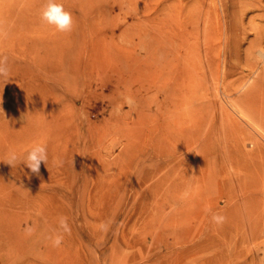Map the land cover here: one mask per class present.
<instances>
[{
	"label": "rangeland",
	"instance_id": "obj_1",
	"mask_svg": "<svg viewBox=\"0 0 264 264\" xmlns=\"http://www.w3.org/2000/svg\"><path fill=\"white\" fill-rule=\"evenodd\" d=\"M1 1L0 161L37 145L48 159L39 175L0 162V264H264V224L253 228L238 203L243 185L264 184V169L252 167L264 157L252 136L258 128L232 101L258 81L264 59L255 54L256 68L245 70L227 56L219 4L231 0H56L72 15L70 32L41 19L47 0ZM188 5L213 15L219 39L206 50L200 38L188 53L192 34L177 36V11L185 18ZM248 9L245 26L260 14ZM225 79L239 81L235 95ZM201 89L212 100L207 121L191 119L184 103ZM223 110L249 132L227 134ZM234 203L244 216L241 246L227 218Z\"/></svg>",
	"mask_w": 264,
	"mask_h": 264
},
{
	"label": "bare ground",
	"instance_id": "obj_2",
	"mask_svg": "<svg viewBox=\"0 0 264 264\" xmlns=\"http://www.w3.org/2000/svg\"><path fill=\"white\" fill-rule=\"evenodd\" d=\"M69 1V0H68ZM219 1H222V0H219ZM240 1H241V3H240ZM46 2V1H45ZM80 4H78V5H74V7H83V5H85V3H84V1L83 0H80ZM88 2L90 3L91 2V0H88ZM195 2L196 3H201L202 2V0H195ZM194 2V3H195ZM216 2V1H215ZM218 2V1H217ZM223 2V1H222ZM227 2H229V1H227ZM47 3V2H46ZM66 3V2H65ZM188 3V2H187ZM3 3H2V1L0 2V15L2 16L3 14H2V10L4 9L3 8V5H2ZM74 4V3H73ZM87 4V3H86ZM226 4V3H225ZM224 3H221V4H219V7H220V5H221V11H222V13H223V15H221V16H223V20H224V23H225V31H226V38L232 43L231 45H232V47H231V49H230V52H228V54H227V56L229 55V59L231 60L232 58H235L236 60H237V62H238V65L240 66V64H241V66H242V64L244 65V68H241V66H240V69H245V70H252L253 68H256L255 67V62H254V55L255 54H258V55H260L261 56V54L262 53H264V0H231V7L230 8H227V7H229L228 5H227V7H226V5H225ZM46 5V4H45ZM66 5V4H65ZM90 5V4H89ZM229 5H230V2H229ZM182 6V5H181ZM180 6V7H181ZM191 6V5H190ZM193 6V5H192ZM134 7V6H133ZM161 7V6H160ZM178 7V6H177ZM188 7H189V5H188ZM187 7V8H188ZM199 7H201L200 5H199ZM28 8V7H27ZM169 8V7H168ZM249 8V9H248ZM11 8H9V9H5V12H4V15L6 14V13H8L9 12V10H10ZM201 9V8H200ZM217 8L215 7V10H216ZM246 9H248L249 11L250 10H252V13H253V9H255V10H259L260 11V14H255V15H253V16H251V17H249L250 16V14H249V19H247L248 21L246 22V26L243 24V21H244V17L246 16V13H247V11H246ZM32 10V9H31ZM68 10V9H67ZM70 10V9H69ZM162 10H164V9H162ZM196 10V9H195ZM11 11H13V10H11ZM169 11H171V10H169ZM168 11V12H169ZM183 11V8L182 9H180L179 11H177V13H178V19H177V23H178V25H179V29H178V32H177V36H178V38L181 40V39H185L186 37H187V35L189 34V35H191L192 37L191 38H194V42H192V43H186L185 45H186V49H187V51H188V53H194V52H198V44L200 45L201 43H197V42H199V40H200V38H201V40H204L205 41V43L206 44H204V45H207V46H204V49L206 50V48L208 49V47H209V45L212 43V41H214L213 43H214V45H215V40H218L219 38L217 37V33L219 32H217L216 34H215V32L217 31H215L214 32V30H212L214 27H211V22L212 21H209V20H212V19H210V17L212 18V13L210 14V11H208V10H206V9H204L202 12H200L199 10V12H200V14H201V18H200V14H198V13H195V11H194V7H189L188 9H187V11H186V17L185 18H181V16H182V12ZM214 11V10H213ZM228 11H230V12H228ZM259 11H258V13H259ZM16 12V11H15ZM20 12V11H19ZM197 12V11H196ZM212 12V11H211ZM256 12V11H255ZM254 12V13H255ZM28 13V12H27ZM33 13V12H32ZM215 13H217V12H215ZM250 13V12H249ZM251 13V14H252ZM12 14H13V12H12ZM23 15V14H22ZM212 15V16H211ZM25 16V15H24ZM214 16H215V14H214ZM215 17H217V16H215ZM1 18V17H0ZM33 18V17H32ZM14 19H15V17H14ZM18 19V18H17ZM36 19V18H35ZM176 19V18H175ZM199 19L201 20V24L202 25H205L204 27L202 26V28H200V23H199ZM221 19V18H220ZM16 20V19H15ZM26 20V19H25ZM24 20V21H25ZM27 20H29V19H27ZM26 20V21H27ZM166 20H167V17H166ZM255 20H257L258 21V23L259 22H261L260 24H258ZM23 21V22H24ZM30 21V20H29ZM185 21H187V22H189V24H191L192 25V28H193V30L194 31H192L191 32V29H187V28H185V26H184V23L183 22H185ZM214 21V20H213ZM22 22V23H23ZM28 22V21H27ZM34 22V21H33ZM32 22V23H33ZM163 22V21H162ZM175 23V22H174ZM25 24H26V22H25ZM182 27H183V29H182ZM218 27V26H217ZM21 28V27H20ZM47 28V27H46ZM224 28V27H223ZM223 28H222V30H223ZM217 29V28H216ZM219 30V29H218ZM173 34V33H172ZM222 34H223V32H222ZM224 35V34H223ZM223 38V37H222ZM189 39H190V37H189ZM225 40V39H224ZM224 40L222 41V42H224ZM228 40H226V41H228ZM177 41V40H176ZM220 41V40H219ZM191 42V41H190ZM204 43V42H203ZM225 44H228V43H225ZM230 44V43H229ZM203 45V44H202ZM212 45V44H211ZM245 45V46H244ZM143 46V45H142ZM223 46V45H222ZM229 46V45H228ZM184 47V46H183ZM206 47V48H205ZM211 47V46H210ZM226 47H227V45H226ZM199 48H201L200 46H199ZM229 48V47H228ZM228 48H227V51H228ZM153 49V48H152ZM210 49H213V47H211ZM200 50V49H199ZM202 50V49H201ZM214 51H215V49H213ZM212 50V51H213ZM148 51V50H147ZM183 51V50H182ZM177 52V51H176ZM216 53V52H215ZM227 53V52H226ZM225 53V54H226ZM196 54H199V53H196ZM179 55V54H178ZM195 55V54H194ZM242 55L244 56V63L240 60L241 59V57H242ZM185 56V55H184ZM198 56V55H197ZM223 56V55H222ZM227 56H225V57H227ZM187 57V56H186ZM185 57V58H186ZM195 57V56H194ZM177 58V57H176ZM184 58V59H185ZM199 58V57H198ZM197 58V59H198ZM191 59V58H190ZM210 59V58H209ZM214 59H216L215 57H214ZM225 59V58H224ZM242 59H243V57H242ZM158 60V59H157ZM226 60H228V59H226ZM225 60V61H226ZM233 60V59H232ZM168 61V60H167ZM217 61V60H216ZM234 61V60H233ZM189 62V61H188ZM207 62V61H206ZM186 63V62H185ZM196 63H198V62H196ZM207 63H209V65H210V62H207ZM206 63V64H207ZM212 63V62H211ZM231 63H232V61H231ZM190 64V63H189ZM201 64H205V63H200V66H202ZM214 64V63H213ZM228 64H229V62H228ZM189 66V65H188ZM196 66V65H195ZM194 66V67H195ZM206 66H208V65H206ZM211 66V65H210ZM238 66V67H239ZM134 67V66H133ZM191 67V66H190ZM212 67H214V66H211V67H208V68H212ZM226 67H228V65L226 66ZM225 67V68H226ZM234 67H235V65H233V68H232V66H230V69L229 68H227V69H229L228 71L226 70V72H228V74L230 75L231 74V70L232 69H234ZM238 67H237V69H238ZM243 67V66H242ZM200 68V67H199ZM215 68V67H214ZM131 69V68H130ZM194 69V68H193ZM213 69V68H212ZM240 69H238V71L240 70ZM208 70H211V69H208ZM235 70H236V67H235ZM254 70V69H253ZM151 71V70H150ZM215 71V70H214ZM233 71V70H232ZM237 71V72H238ZM243 71V70H242ZM242 71H240L241 72V75H242ZM155 72V71H154ZM204 73L205 72H207V70H205L204 69V71H203ZM212 73H213V70L211 71ZM211 72H210V74H211ZM240 72L237 74L238 76H239V74H240ZM253 72V71H252ZM188 73H190V72H188ZM188 73H187V75H188ZM215 73V72H214ZM251 73V72H250ZM255 73H256V71H255ZM135 74V73H134ZM191 74V73H190ZM189 74V75H190ZM203 74V73H202ZM207 75H208V73H206ZM224 74L226 75V73H225V69H224ZM227 74V75H228ZM235 74V73H234ZM233 74V75H234ZM137 75V74H136ZM136 75H134L133 77H135ZM189 75L187 76L188 77V79H193V77L192 78H189ZM236 75V74H235ZM249 75V74H248ZM149 76V75H148ZM147 76V77H148ZM197 76H199V75H197ZM204 76V75H203ZM212 76V75H211ZM250 76V75H249ZM131 77V76H130ZM133 77H131V79L129 80L130 82H132L133 80H132V78ZM144 77H146V76H144ZM206 77V75L202 78V82L204 83H206V85H204V86H208V84L209 83H207L208 81H207V79L205 78ZM236 77V76H235ZM234 77V78H235ZM252 77V76H251ZM136 78V77H135ZM197 78V77H196ZM196 78H194V79H196ZM208 78V77H207ZM213 78H215V77H213ZM226 78H227V76H226ZM234 78H231V79H234ZM138 79V78H137ZM175 79V78H174ZM185 79V78H184ZM209 79V78H208ZM240 79H242V77L240 76ZM251 79H254L253 77L252 78H250V80ZM132 80V81H131ZM136 80V79H135ZM146 80V79H145ZM197 81L199 80V78L198 79H196ZM236 80V79H235ZM235 80H227V79H225L224 81H223V83H222V87H223V89H225L226 91H228V93H231L232 91H233V93H234V91L235 92H237V89H238V85H239V81H236L235 82ZM238 80V79H237ZM258 81H256V83L254 84V81L251 83L252 85H254L253 87H251V84L250 83H248V84H250V87L251 88H247L248 89V91L246 92V90H245V93H243V92H241L242 93V95L240 96H236L237 98H235V99H233L235 96H233V98H232V101H234L235 100V102L237 103V105L239 106V107H237V110L238 111H240L241 113H243L249 120H250V122H252L258 129H255L257 132L256 133H254V135H252L255 139V143H256V147H257V152H260V154H261V156L262 157H264V67H262V69H261V72H260V74H259V76H258V79H257ZM140 81H141V79H140ZM175 81V80H174ZM173 81V82H174ZM194 81V80H193ZM249 81V80H248ZM147 82V81H146ZM238 82V83H237ZM137 83V82H136ZM145 83V82H144ZM170 83V82H169ZM182 83V85H183V82H181ZM188 83V82H187ZM189 83H190V81H189ZM203 83H201L202 85H203ZM204 83V84H205ZM237 83V84H236ZM133 84V83H132ZM149 84V83H148ZM147 84V85H148ZM191 84V83H190ZM201 84H200V86H201ZM215 84V83H214ZM241 84V83H240ZM170 85V84H169ZM168 85V86H169ZM186 85V84H185ZM194 85V84H193ZM244 85V84H243ZM137 86V85H136ZM139 86V85H138ZM140 86H142V83H141V85ZM188 86H189V84H188ZM192 86V85H191ZM203 86V87H204ZM148 87V90H150L149 89V85L147 86ZM134 88V87H133ZM173 88H174V86H173ZM187 88V87H186ZM195 88H196V86H195ZM240 88H241V85H240ZM138 89H139V87H138ZM138 89H137V92H138ZM169 89H171V88H169ZM183 89V88H182ZM142 90H143V88H142ZM190 90H191V88H190ZM202 90V89H201ZM134 91V90H133ZM192 91V90H191ZM199 91V90H198ZM206 91V90H205ZM209 91H210V89H209ZM132 92V91H131ZM188 92V91H187ZM211 92H213V91H211ZM141 93V92H140ZM240 93V94H241ZM168 94V93H167ZM166 94V95H167ZM177 94V93H176ZM192 94H194L193 93V91H192ZM201 93L199 92V96L198 97H196L193 101L190 99L189 100V98L190 97H188V98H186L187 100L184 102L185 104L187 103V101L188 102H190L191 103V105L189 106V108H188V104L187 105H185V107H186V111L188 112L187 114H188V116H190L191 117V119H193V120H196V119H201V120H203V121H207L208 120V118L209 117H211V114H210V106L212 105L211 104V102L210 101H212V100H208L207 99V93L205 94V93H203V90H202V94L200 95ZM238 94V93H237ZM198 95V94H197ZM226 95H228V94H226ZM233 95V94H232ZM234 95H235V93H234ZM168 96H170V94L169 95H167V97ZM172 96V95H171ZM171 96L169 97V99H171L172 100V98H171ZM184 96V95H183ZM190 96V95H189ZM195 96H196V93H195ZM211 96V95H210ZM181 97H182V95H181ZM186 97V96H185ZM228 97V96H227ZM229 97H230V95H229ZM135 98V97H134ZM176 98V97H175ZM175 98H173V99H175ZM210 98H212V97H210ZM167 99V98H166ZM140 100V99H139ZM171 100H169V101H171ZM180 100H181V98H180ZM230 100V99H229ZM181 101H184V100H181ZM224 101H227L226 99H224ZM231 100H230V102H232ZM172 102V101H171ZM135 103V102H134ZM139 104V103H138ZM215 104V103H214ZM221 104H223V102L221 103ZM226 104V103H225ZM233 106L235 105L234 103H231ZM179 105H181V103L179 102ZM183 105V104H182ZM230 105V104H229ZM222 106V105H221ZM212 107V106H211ZM234 107H236V106H234ZM243 108L247 111V113L246 112H244V110H243ZM224 111V113H223V115H224V117H222L223 118V120L224 121H227L228 123H226V125H227V128L228 129H226V132H227V134H232V135H235L236 133H245V134H247L248 132H249V126L250 125H247L246 123L245 124H243L240 120H238L237 118H235L234 116H232L233 114H232V112H229V111H227V110H223ZM193 114V115H192ZM221 118V119H222ZM211 119V118H210ZM194 122V121H193ZM199 124V123H198ZM197 124V125H198ZM193 125H194V123H193ZM197 125H195V127L197 126ZM251 127V126H250ZM262 136V137H261ZM261 160V159H260ZM261 162V161H260ZM253 168H255V169H264V163H261V164H259V163H257V162H254V164H253V166H252ZM259 171V170H258ZM262 173V172H261ZM261 176V175H260ZM230 196V195H229ZM232 196V195H231ZM239 201H238V203L240 204H243V205H245L247 208H246V213H245V216L247 217V219L250 221L249 223H251L252 222V226H253V228H256V227H254V225H255V222H256V219H261L262 220V224H264V184H261L260 186H256V187H253V188H250V186H248V185H243V187H242V189H241V192L239 193ZM228 198H230V197H228ZM227 198V199H228ZM235 198V197H234ZM230 201H231V199H229ZM233 201V200H232ZM228 203H229V201H228ZM231 203V202H230ZM256 203V206H254V204ZM239 204H236V206H235V203H234V206L229 210V212L227 213L228 214V216H227V218L229 219V220H231V221H234L233 222V225L232 226H234L235 228V230H236V234H237V239H236V243L237 244H239V246H241L240 244H241V242H243V241H245L244 239H246V238H244L245 236H243L242 234H240V220H241V218H243L242 217V215H241V213H240V211L238 210V207H239ZM243 205H241V206H243ZM244 210V209H243ZM244 214V213H243ZM258 217H257V216ZM254 216H256V217H254ZM260 220V221H261ZM244 221V220H243ZM259 221V220H258ZM260 224V223H259ZM258 224V225H259ZM247 226V225H246ZM251 226V227H252ZM262 227H264V226H262ZM259 228H260V226H259ZM259 228H257V229H259ZM242 229V228H241ZM256 229V230H257ZM250 230V229H249ZM248 230V231H249ZM252 230V229H251ZM251 230H250V232H251ZM261 230V229H260ZM242 232H244V231H242ZM259 232V231H258ZM249 233V232H248ZM13 234V233H12ZM244 234V233H243ZM246 234V233H245ZM244 234V235H245ZM247 235V234H246ZM257 235H258V233L257 232H255V230H254V232H253V234H252V239L254 238V239H257L258 237H257ZM262 235V234H261ZM15 236V235H14ZM248 236V235H247ZM250 236V235H249ZM248 236V237H249ZM8 239V238H7ZM14 239L12 238V241H13ZM18 240V239H17ZM247 241H249V240H247ZM47 242V241H46ZM249 243H251V242H249ZM261 246V245H260ZM249 249V248H248ZM240 251V250H239ZM257 251H258V249H257ZM250 253V252H249ZM240 254H242V253H240ZM255 254V253H254ZM256 255V254H255ZM254 255V256H255ZM253 256V257H254ZM245 257V256H244ZM243 257V258H244ZM256 257V256H255ZM242 258V259H243ZM245 259V258H244ZM204 260H206V259H204ZM262 260V259H261ZM70 262V261H69ZM208 263H209V261H208ZM254 264V263H253Z\"/></svg>",
	"mask_w": 264,
	"mask_h": 264
},
{
	"label": "clouds",
	"instance_id": "obj_3",
	"mask_svg": "<svg viewBox=\"0 0 264 264\" xmlns=\"http://www.w3.org/2000/svg\"><path fill=\"white\" fill-rule=\"evenodd\" d=\"M41 19L48 25L54 26L59 32H70L73 28L71 13L66 11L64 5L56 2V0H47V4L41 12ZM261 58L264 59V53L261 54ZM5 64V61L0 60V76L7 75ZM128 99L131 100V98ZM47 159L46 145H37L28 151L23 158L19 157L15 152H10L0 162L12 167L20 162L30 169L31 173L39 175L41 163L43 162L46 165ZM213 219L219 221L222 220V217L214 216ZM61 225L66 227V222L62 220ZM61 239L62 237L55 239L56 246L61 243Z\"/></svg>",
	"mask_w": 264,
	"mask_h": 264
}]
</instances>
